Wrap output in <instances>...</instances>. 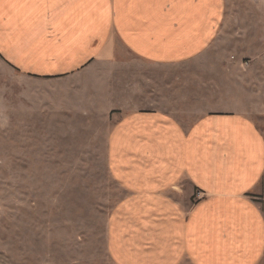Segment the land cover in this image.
<instances>
[{"label": "crops", "instance_id": "crops-1", "mask_svg": "<svg viewBox=\"0 0 264 264\" xmlns=\"http://www.w3.org/2000/svg\"><path fill=\"white\" fill-rule=\"evenodd\" d=\"M226 11L227 0H0V55L27 76H78L117 64L119 53L180 76L158 93L169 109L111 123L107 165L124 193L108 222L115 264L264 261V212L249 197L264 186L257 112L244 100L199 116L180 108L192 102V84L181 85L178 71L214 48Z\"/></svg>", "mask_w": 264, "mask_h": 264}, {"label": "rangeland", "instance_id": "rangeland-1", "mask_svg": "<svg viewBox=\"0 0 264 264\" xmlns=\"http://www.w3.org/2000/svg\"><path fill=\"white\" fill-rule=\"evenodd\" d=\"M225 18L214 48L178 71L181 85L192 84V102L180 108L199 116L244 100L264 131V0H227ZM175 74L119 53L117 64L44 80L0 55V264H115L108 222L124 193L107 165L111 123L168 108L158 93L180 80ZM249 197L264 212V186Z\"/></svg>", "mask_w": 264, "mask_h": 264}]
</instances>
